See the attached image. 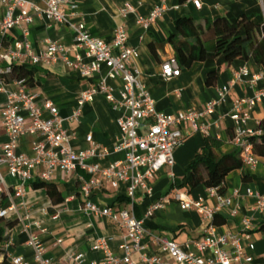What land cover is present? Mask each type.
I'll use <instances>...</instances> for the list:
<instances>
[{
    "label": "built area",
    "instance_id": "obj_1",
    "mask_svg": "<svg viewBox=\"0 0 264 264\" xmlns=\"http://www.w3.org/2000/svg\"><path fill=\"white\" fill-rule=\"evenodd\" d=\"M167 0H161L148 16H137V23L148 29L167 9ZM201 8L203 0H186ZM5 5V14L0 17V34H6L16 25L21 26L23 41H15L13 45L4 48L0 45V92L5 94V105L1 112L2 125L7 139L0 147V218H10L17 215L24 221L20 209H28L25 202L30 182L34 176L45 181H51L56 171L65 174L76 173L80 182L79 193L85 197L81 208L87 213L99 216L113 217L121 228L126 230L124 242L121 244L122 253L112 251L106 237H98L92 249L100 251L98 260L86 261V255L79 252L74 255L76 264H135L133 253L138 252L140 259L148 264H163L159 256H149L143 238L147 233L145 220L151 218L156 210L165 206V201L174 198L179 201L182 209L197 210L204 221V234L200 239L190 243L189 249L171 239L155 236L160 248L171 255L172 260L167 264H246L252 261L250 255L241 243L239 233L227 230L218 232L214 223L215 215L224 207L231 205L233 197L240 196L235 189L231 196L219 192L216 187H210V194L217 196V204L211 205L203 197L193 198L187 191L174 189L146 208L144 216L138 217L134 211L136 190L141 188L145 194H152V181L156 172L163 165L175 164V152L184 143L187 136L194 131L209 134V122L199 123L203 117L215 112L216 107L226 101L230 87L242 75H248L247 67L237 72V77L230 83L218 88V97L207 102L205 109L198 111L194 108L168 114L159 111L156 101L141 80V70L136 64L138 52L128 44V33L124 23L118 24L113 31L111 41L92 34L83 19L71 20L69 10L78 7L76 0H45V7L40 9L31 0H0ZM35 9V12L32 11ZM135 7L126 3L119 9L122 16L135 13ZM39 13L53 23H68L74 31V44L68 45L57 40H48L45 48L36 53L27 39L29 25L34 16ZM73 14V13H72ZM85 51V61L78 53ZM76 53L72 56V52ZM26 58L32 64L62 60L67 66L75 69L83 78L97 77L95 85L82 91L78 97V105L73 113L65 118L51 99L39 103L40 94L33 89L24 77L13 76V64ZM106 68L104 70L103 68ZM181 73V66L175 55L162 63V75L172 79ZM257 74L254 81L262 77ZM110 80H120L121 88H116ZM101 93L119 111L117 124L120 134L114 145V151H123L124 159L102 165L101 161L109 154L105 147L93 141L92 135L87 139L92 144L86 150L73 148L75 133L65 126V121H79L82 108L87 102L94 100ZM264 99V88L253 96L235 99L231 111L234 120V135L231 143L240 149L243 164L254 168L259 157L254 152L251 135L260 134V128L252 129L246 126L251 118V110ZM47 112V114H46ZM183 122H189L191 129L184 131ZM147 126L146 130H142ZM34 135L32 153L18 151L19 140L23 135ZM36 172V174H35ZM10 175L15 183L10 185L6 176ZM121 181L127 182L129 206L116 209L110 205H101L92 199L95 190L108 183L113 188L119 187ZM248 196L256 199L255 208L264 211V193L248 187ZM239 205L233 209L237 213ZM49 214L46 209H42ZM59 214L52 215L58 219ZM25 219H30L28 213ZM244 229L252 228V219H243ZM38 229L39 231H36ZM47 228L42 220L24 222V231L28 235L27 245L32 250L31 260L21 254L8 253L12 264H56L45 256L46 246L42 240V232ZM9 239L5 247L8 248ZM193 246L194 249L190 247ZM210 252L209 255L204 253Z\"/></svg>",
    "mask_w": 264,
    "mask_h": 264
},
{
    "label": "crops",
    "instance_id": "obj_2",
    "mask_svg": "<svg viewBox=\"0 0 264 264\" xmlns=\"http://www.w3.org/2000/svg\"><path fill=\"white\" fill-rule=\"evenodd\" d=\"M36 7L43 9L45 0H31ZM78 7L69 10L70 19H83L90 32L106 41L113 38L114 28L124 23L128 33V44L138 52L136 64L141 70V80L146 85L156 101L159 111L172 114L182 110L194 108L198 111L205 109L207 102L218 97V88L230 83L237 77V72L247 67L248 75H242L235 84L230 87L226 101L216 107L213 114L203 117L199 123L209 122V134L202 131L190 133L184 143L175 152V164L163 165L155 174L152 181V194L147 195L138 188L134 211L136 216L143 217L146 208L174 189L187 191L193 198L203 197L211 205L217 204V196L210 194L209 188L203 184L188 191L181 187L190 174L189 166L198 153H201L206 145V137L216 139L221 143L219 147L213 145L215 151H232L235 146L230 142L234 135V120L231 111L235 99L253 96L258 90L264 88V75L254 81L257 74L263 73L264 68L257 64L253 58H236L227 66H219L215 59L197 61L189 68H181L180 75L166 79L162 75V63L174 55V49L169 37L177 31V20L190 17L197 25L211 23L217 17H226L230 21L236 20L242 14H262L264 17V0H203L201 8H197L192 2L186 0H167V9L164 13L145 29L137 23V16H148L152 9L160 4L161 0H76ZM126 3L132 4L136 12L129 13L126 17L120 15L119 9ZM35 12V9L32 8ZM73 13V14H72ZM5 14V5L0 3V17ZM33 50L40 53L48 43L54 39L58 42L74 44V31L68 23H53L45 16L36 13L34 21L29 25L27 36ZM24 36L21 26L16 25L6 34H0V45L7 48L15 41H23ZM150 44L156 47L154 53ZM76 52H72L74 56ZM85 61L89 59L83 49H79ZM15 64H22L33 69V81L30 86L40 94L39 103L45 99H51L60 110V114L68 118L78 105L80 93L97 82V77L83 78L78 71L67 66L62 60L32 64L28 59L21 58ZM106 70V68H103ZM216 70L217 80L214 84H208L206 77L209 71ZM116 88H121L120 80H110ZM5 105V94L0 92V147L6 141V131L2 125L1 112ZM47 114V112H46ZM119 111L101 93L95 95L94 100L87 102L82 108L79 121H65V126L75 133L73 148L86 150L91 146L88 135H92L93 141L108 149L109 154L101 161L102 165L124 159L123 151H114V145L120 134L117 124ZM264 118V99L257 102L251 110V118L246 126L252 129L258 128ZM181 128L186 131L191 129L189 122H183ZM147 126L142 130H146ZM34 135H23L19 140L18 151L32 153V140ZM36 174V172H35ZM7 182L12 185L15 179L7 175ZM38 176L30 182L25 202L29 208L20 209L24 221L17 215L10 218L15 221L12 227L7 228L10 234L8 253L21 254L31 260L32 250L27 245L28 235L24 231V222L42 220L47 228L42 232V240L46 246L45 256L51 258L56 264H76L74 255L83 252L86 261L98 260L101 252L92 249V245L98 237H106L112 251L121 254V244L124 242L126 230L121 228L117 221L110 216H99L82 210L81 205L85 197L79 193L80 182L76 173L65 174L57 170L51 180L56 182L63 192L65 199L61 203H53L44 188H34L33 181H40ZM251 187L264 193V157L259 158L256 167L251 168L245 164L241 168L232 170L225 179L223 194L231 196L235 189L240 191V196L233 197L231 205L222 208L218 213V220L224 222L217 225L218 232L231 230L239 233L241 243L246 251L253 256L252 261L246 264H264V211L255 208L256 199L248 196L246 190ZM92 199L101 205H110L116 209L129 206L130 199L127 196V182L121 181L119 187L113 188L108 183L95 190ZM239 205L237 213L233 209ZM46 209L49 214H45ZM30 219H25L27 214ZM59 214L58 219L51 216ZM252 219V228L245 230L243 219ZM147 233L143 238L146 245L145 251L149 256H159L163 264L172 260L169 253L164 252L155 240V236H162L178 242L184 250H188L190 243L200 239L204 234V221L201 214L195 209L185 210L179 201L170 198L165 201L162 209L156 210L151 218L145 220ZM39 231L38 229H35ZM40 232V231H39ZM194 249L193 246L190 247ZM209 255L210 252L204 253ZM135 264H148L140 259L138 252L133 253Z\"/></svg>",
    "mask_w": 264,
    "mask_h": 264
},
{
    "label": "trees",
    "instance_id": "obj_3",
    "mask_svg": "<svg viewBox=\"0 0 264 264\" xmlns=\"http://www.w3.org/2000/svg\"><path fill=\"white\" fill-rule=\"evenodd\" d=\"M177 31L170 37L174 55L177 57L181 68H189L197 61L215 59L219 66H227L236 58L254 61L264 68V17L262 14H242L236 20L230 21L226 17H217L211 23L197 25L190 17L177 20ZM151 50L156 53V47L150 44ZM33 69L22 64H13V76L24 77L32 84ZM216 70L209 71L206 77L208 84H214L217 80ZM258 128L260 134L250 136L255 154L264 157V118ZM233 137V135H232ZM213 145L219 147L221 143L216 139L206 137V145L201 153H198L189 166L190 174L185 183L180 185L191 191L203 184L216 187L223 193L225 179L234 169L243 166L240 149L235 147L232 151L217 153ZM34 188H44L53 203H61L65 196L58 184L52 181H33ZM218 215L214 217L215 224H221ZM15 221L11 218H0V264H12L8 258L6 242L10 234L7 228L12 227Z\"/></svg>",
    "mask_w": 264,
    "mask_h": 264
}]
</instances>
